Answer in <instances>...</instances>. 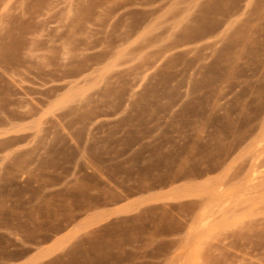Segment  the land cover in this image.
<instances>
[{"label": "rangeland", "instance_id": "rangeland-1", "mask_svg": "<svg viewBox=\"0 0 264 264\" xmlns=\"http://www.w3.org/2000/svg\"><path fill=\"white\" fill-rule=\"evenodd\" d=\"M128 200L96 264H264V0H0V227Z\"/></svg>", "mask_w": 264, "mask_h": 264}, {"label": "crops", "instance_id": "crops-1", "mask_svg": "<svg viewBox=\"0 0 264 264\" xmlns=\"http://www.w3.org/2000/svg\"><path fill=\"white\" fill-rule=\"evenodd\" d=\"M137 210L135 200L105 206L78 217L50 237L27 238L15 225L0 227V264H96L97 238L104 243L109 228Z\"/></svg>", "mask_w": 264, "mask_h": 264}]
</instances>
